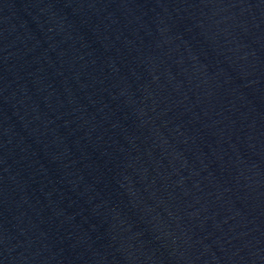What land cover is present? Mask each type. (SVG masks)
<instances>
[{"label":"water","instance_id":"obj_1","mask_svg":"<svg viewBox=\"0 0 264 264\" xmlns=\"http://www.w3.org/2000/svg\"><path fill=\"white\" fill-rule=\"evenodd\" d=\"M0 264H264V0H0Z\"/></svg>","mask_w":264,"mask_h":264}]
</instances>
